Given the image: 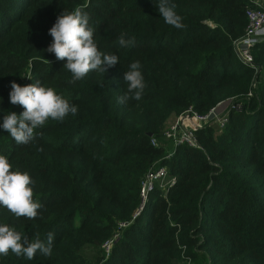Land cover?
I'll return each instance as SVG.
<instances>
[{"label":"trees","instance_id":"1","mask_svg":"<svg viewBox=\"0 0 264 264\" xmlns=\"http://www.w3.org/2000/svg\"><path fill=\"white\" fill-rule=\"evenodd\" d=\"M171 2L183 28L165 23L158 0H0V124L6 113L23 111L10 103L12 82L39 81L78 109L47 121L27 145L0 128V154L29 173L42 205L35 219L0 207V223L30 240L54 234L51 256L9 252L0 264H264V38L250 49L252 67L232 48L254 5ZM78 7L99 49L119 62L69 83L66 60L46 49L57 17ZM122 33L134 46L119 45ZM137 60L144 93L119 104L124 73ZM236 100L241 110L226 111L222 127L192 132L195 146L163 138L182 112L205 115ZM155 161L172 183L165 190L156 183L135 215L140 179Z\"/></svg>","mask_w":264,"mask_h":264},{"label":"clouds","instance_id":"2","mask_svg":"<svg viewBox=\"0 0 264 264\" xmlns=\"http://www.w3.org/2000/svg\"><path fill=\"white\" fill-rule=\"evenodd\" d=\"M156 7L165 23L177 29L184 27L171 0H158ZM89 21L88 13L78 7L64 10L49 29L52 42L46 51L54 54L57 60H66L63 67L71 73L69 83L82 80L93 71L105 74L108 68L119 62L116 54L99 49L94 39L95 29ZM125 36L121 34L119 45L134 46L135 38L126 39ZM140 69L138 60L129 65V70L124 73L127 91L117 97V103L141 99L146 84ZM28 79L31 80V77ZM9 100L13 105H20L23 111L19 115L6 113L0 128L18 145H27L35 140L39 135L35 130L42 128L47 121L62 122L69 114L75 115L78 111L77 106L70 104L53 87L44 86L39 81L24 86L12 82ZM32 185L33 180L27 171L13 170L8 157L0 154V207L6 208L16 218H37L42 205L34 199ZM53 240L52 233H48L46 242L39 236L30 240L8 223H0V256H8L11 252L31 260L38 251L44 256H51Z\"/></svg>","mask_w":264,"mask_h":264},{"label":"built area","instance_id":"3","mask_svg":"<svg viewBox=\"0 0 264 264\" xmlns=\"http://www.w3.org/2000/svg\"><path fill=\"white\" fill-rule=\"evenodd\" d=\"M254 7L248 8L245 11L246 24L243 30V34L232 43V48L237 60L245 66H251L250 49L253 45L264 38V0H249ZM240 104V103H239ZM231 106L232 111L238 112L241 110L242 105ZM189 111V110H188ZM190 112V111H189ZM207 118V114L200 115L199 120ZM222 121L215 122L218 127H222L225 119ZM188 122V120L186 121ZM187 127L184 131L173 130L170 127L168 130L162 133L163 138L169 140L173 147L181 144L188 146H195V142L192 136V132L199 128L192 126ZM151 145H155L153 140L150 141ZM169 153L166 154V158L169 157ZM158 184L161 190H165L172 183V179H166V169L163 166L158 165V161L151 163L143 173L140 179L139 185V205L135 211V215L141 210L143 203L146 199L147 194L153 189L155 184ZM112 241H108L103 244L102 248L107 252Z\"/></svg>","mask_w":264,"mask_h":264},{"label":"rangeland","instance_id":"4","mask_svg":"<svg viewBox=\"0 0 264 264\" xmlns=\"http://www.w3.org/2000/svg\"><path fill=\"white\" fill-rule=\"evenodd\" d=\"M233 47V46H232ZM251 56V54H250ZM252 61V57H251ZM244 65V64H243ZM254 86V84H251V88ZM240 104H239V103ZM243 105V101L241 100H236V101H223L215 105L213 108H211L208 113H207V118L202 121L199 120V116L195 114L194 112H189L188 110L182 112L175 120V122L170 126V129L172 128L173 130H181L184 131V129L187 127L186 125L191 128L192 126L194 127H203L204 125L213 123V122H218L222 121L221 119H225L226 111L232 110L231 106L235 105ZM188 120V122H186ZM225 123V122H224ZM170 149V145H169ZM115 238V237H114ZM111 245V244H110ZM108 244V247H110ZM104 250V248H103Z\"/></svg>","mask_w":264,"mask_h":264},{"label":"crops","instance_id":"5","mask_svg":"<svg viewBox=\"0 0 264 264\" xmlns=\"http://www.w3.org/2000/svg\"><path fill=\"white\" fill-rule=\"evenodd\" d=\"M168 152V151H167Z\"/></svg>","mask_w":264,"mask_h":264}]
</instances>
